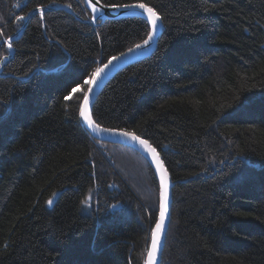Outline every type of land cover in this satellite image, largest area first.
I'll return each mask as SVG.
<instances>
[{
	"label": "trees",
	"instance_id": "obj_1",
	"mask_svg": "<svg viewBox=\"0 0 264 264\" xmlns=\"http://www.w3.org/2000/svg\"><path fill=\"white\" fill-rule=\"evenodd\" d=\"M100 1L143 2L164 25L92 108L99 124L149 140L170 173L161 264H264V0ZM57 4L91 15L82 0H0V61L28 13ZM148 31L140 17L91 25L53 9L9 41L0 264H144L158 182L138 151L93 138L79 107L98 65Z\"/></svg>",
	"mask_w": 264,
	"mask_h": 264
},
{
	"label": "water",
	"instance_id": "obj_2",
	"mask_svg": "<svg viewBox=\"0 0 264 264\" xmlns=\"http://www.w3.org/2000/svg\"><path fill=\"white\" fill-rule=\"evenodd\" d=\"M83 1H84L86 7L88 8V10L91 14L88 19L82 18L68 4L47 5V6L37 7V8L32 9L28 13V15L26 16L25 22L22 24V26H20L18 28V30L16 31V33L11 35L9 37V39L7 40V47L9 48V53L6 56H4L3 59L0 61V71L2 69L3 64L11 57V55L13 53V48L9 47V41L17 38L22 33L29 15L31 13H34V12L44 13L45 11H48V10L63 9V10H66L67 12L71 13L77 20L84 22V23H87V24H91V25H95L97 23V21H104V20H110V19H120V18H125V17H140V18H143L148 23L149 30H150L149 21L147 20V13L142 9L112 7L113 5L104 4L100 0H83ZM139 3H143V2H135V3H129V4H139ZM93 4L96 6L98 11H93V9H92ZM143 4H145V3H143ZM148 7H150V6L148 5ZM163 29H164V25H163L162 19H160L158 21L157 30H156L153 38L149 41L148 45L143 46L141 48L135 47V45L141 44L144 39H147V35H146V37L142 41L136 43L135 45H133V46L127 48L126 50H124L123 52H121V53H124V55H121V53L113 55V56L119 57V59L113 61V63L111 65H109V67L106 68L103 73H101V75L96 79V81L92 85H88V88H87L85 94H87V96H88V110H89V114L92 117L93 123L95 125H99V129H113V130H115L116 134H113L112 132H108V131H103V130H95L94 131L93 128L90 127L88 125V123L79 115L83 126L85 127V129L89 132V134L93 138L100 140V141H103V142L121 144V145L130 147V148L138 151L146 159V161L150 165L151 169L153 170L155 178L158 182L159 194H160V171L158 170L157 165H156L155 161L153 160L151 153L149 151H147L144 146H141L138 141H134L130 137H125V136L119 134L120 132H129V133H134V132L128 131L125 129L105 127V126L99 124L97 121H95V119L93 118V115H92V108H93V105H94L99 93L102 91L105 84L119 70H121L122 68L126 67L129 64H132L136 61H139L141 59H144V58L150 56L155 51L157 43H158V41L162 35ZM130 48L133 49V51L129 52L128 49H130ZM113 56L109 57L104 63L99 64L98 67H103V65L107 64L108 60H110ZM90 88H91V91H89ZM85 94H84V96H85ZM84 96L81 100L80 108L84 104ZM80 108H79V110H80ZM134 134L139 136L141 139L147 140L145 137H143L141 135H138L136 133H134ZM147 141L149 142V144L153 148H155L154 145L149 140H147ZM156 152L158 154L159 160L163 164V168L166 170V173H167L168 192H169L168 212L166 213L165 222H164L162 231L160 233L156 254L154 257L150 258L149 252L152 249V233H153V230L155 229L156 222L159 220V217H160V196H159L157 216H156V220H155V222L151 228L150 239H149L147 252L145 255L144 264H149L150 259H151V264H161L162 253H163V249H164V245H165V241H166V235H167V231H168V227H169V223H170V217H171L172 188H173L174 183H173L171 176H170V173H169V171H168V169H167V167H166V165L162 159L161 154L159 153V151L157 149H156Z\"/></svg>",
	"mask_w": 264,
	"mask_h": 264
},
{
	"label": "snow or ice",
	"instance_id": "obj_3",
	"mask_svg": "<svg viewBox=\"0 0 264 264\" xmlns=\"http://www.w3.org/2000/svg\"><path fill=\"white\" fill-rule=\"evenodd\" d=\"M112 7H118V8H138L142 9L147 13V20L149 21L150 30L147 34V39H144L141 44L135 45L136 48H141L143 46H146L149 44V41L153 38L157 27H158V21L161 19V17L157 14L156 11L152 7H148V5L139 3V4H120V5H113ZM93 11H98L96 6L92 5ZM94 18V17H93ZM20 19H23L22 17ZM9 47H11V44H9ZM129 52L133 51V49H128ZM121 55H124V53H121ZM119 59V57L113 56L110 60H108V63L103 65V67H97L95 71L92 73L91 79L86 81L85 83L88 85H92L96 79L105 71L106 68L109 67L113 63V61ZM91 91V88L89 89ZM79 115L82 117L90 127L93 128V130H103L112 132L113 134H116L115 130L113 129H99V125H95L93 123L92 117L89 114L88 110V96L85 94L84 96V104L81 106L79 110ZM120 135H123L125 137H130L134 141H138L141 146H144L147 151H149L153 157V160L155 161L158 170L160 171V217L159 220L156 222L155 229L152 233V249L149 252V256L154 257L157 250V245L160 237V233L162 231L164 222H165V216L168 212V201H169V192H168V179H167V173L166 170L163 168L162 162L159 160L158 154L156 152V149L153 148L147 140L141 139L139 136L135 135L134 133L129 132H120ZM49 204L52 203L51 200L48 201ZM149 264H151V259L149 260Z\"/></svg>",
	"mask_w": 264,
	"mask_h": 264
},
{
	"label": "rangeland",
	"instance_id": "obj_4",
	"mask_svg": "<svg viewBox=\"0 0 264 264\" xmlns=\"http://www.w3.org/2000/svg\"><path fill=\"white\" fill-rule=\"evenodd\" d=\"M82 2H83V4H84V6L86 7V5H85V3H84V1L82 0ZM87 8V7H86ZM87 10H88V8H87ZM80 108V107H79ZM116 153H114V155H115ZM129 157H131V158H133L132 156H129ZM128 156H127V158H129ZM158 203H159V189H158Z\"/></svg>",
	"mask_w": 264,
	"mask_h": 264
}]
</instances>
